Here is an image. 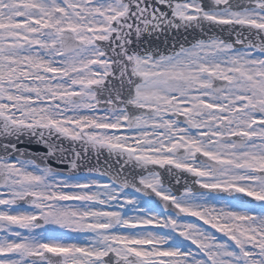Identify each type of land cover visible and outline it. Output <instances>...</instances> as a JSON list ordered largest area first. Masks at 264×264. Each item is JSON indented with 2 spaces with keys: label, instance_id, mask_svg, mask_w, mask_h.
Instances as JSON below:
<instances>
[{
  "label": "snow or ice",
  "instance_id": "6c2138e0",
  "mask_svg": "<svg viewBox=\"0 0 264 264\" xmlns=\"http://www.w3.org/2000/svg\"><path fill=\"white\" fill-rule=\"evenodd\" d=\"M0 149V264H264V0H0Z\"/></svg>",
  "mask_w": 264,
  "mask_h": 264
},
{
  "label": "water",
  "instance_id": "95a60500",
  "mask_svg": "<svg viewBox=\"0 0 264 264\" xmlns=\"http://www.w3.org/2000/svg\"><path fill=\"white\" fill-rule=\"evenodd\" d=\"M163 10H166V9H163ZM213 33L216 35H223L225 38H228V33L226 31L220 32L218 29H213V32L209 34L211 35ZM200 36L201 34L198 31L197 32H191V31L184 32L183 30H181L179 33L173 31L169 34H166L165 36H161L159 41H157V44L162 51H167L171 49L174 43L177 45V47L181 43L185 44V46H188V44L194 41V38H200ZM185 37H187L186 40H185ZM17 146L21 149H25V150L32 151V152L46 151L43 145H39L36 143L34 138L31 143L27 141V138H23V142L18 143ZM3 154H4L3 150L0 149V155H3ZM81 163H82V166L80 168L79 174H87L86 172L87 168L99 167L101 171H103L104 169L108 167V164L113 163V161L109 159L107 152H103L99 157H97L94 153L90 154ZM61 167L67 170L68 165L64 164V165H61ZM160 171L163 172V170H160ZM95 175L99 176V174H95ZM104 178L108 179V177L106 176ZM169 181L171 182L169 183ZM165 182H166V185L171 186L174 190H176L177 193L179 192L177 190L182 188L181 186L178 187V184L175 183V180L172 179L171 177H167L166 174H165ZM153 199H158V198L153 196Z\"/></svg>",
  "mask_w": 264,
  "mask_h": 264
},
{
  "label": "flooded vegetation",
  "instance_id": "af4514ba",
  "mask_svg": "<svg viewBox=\"0 0 264 264\" xmlns=\"http://www.w3.org/2000/svg\"><path fill=\"white\" fill-rule=\"evenodd\" d=\"M192 177H191V175L190 174H187V173H183V174H181L180 175V184H178V187L179 186H181L182 188H180V189H178L177 191H179V192H181L182 190H183V184H184V181L185 180H187L188 181V183H191L192 182ZM166 186H168V187H171V186H169V185H166ZM171 189L174 191V192H176V190H174L172 187H171ZM179 192L177 193V194H179ZM241 196L243 195V194H240ZM243 199L244 200H251V198H248V197H243ZM189 222H196V223H198V224H200L203 228H205L206 230H208V231H210V232H213L218 238H220V239H226L225 237H223V234L222 233H217L216 231H215V229H212L211 227H210V225H204L203 224V222L202 221H199L197 218H195V217H187L186 218Z\"/></svg>",
  "mask_w": 264,
  "mask_h": 264
},
{
  "label": "rangeland",
  "instance_id": "374dc122",
  "mask_svg": "<svg viewBox=\"0 0 264 264\" xmlns=\"http://www.w3.org/2000/svg\"><path fill=\"white\" fill-rule=\"evenodd\" d=\"M95 177H96L97 179H100L101 182H103V183H107V182H108V181H107L106 179H104V178L98 177V176H96V175H95ZM69 203H73V204H75V203H78V202H69ZM73 235H75V234H73Z\"/></svg>",
  "mask_w": 264,
  "mask_h": 264
}]
</instances>
